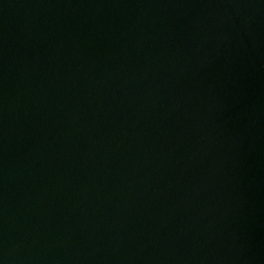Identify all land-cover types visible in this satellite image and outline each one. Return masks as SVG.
<instances>
[{
  "label": "water",
  "instance_id": "1",
  "mask_svg": "<svg viewBox=\"0 0 264 264\" xmlns=\"http://www.w3.org/2000/svg\"><path fill=\"white\" fill-rule=\"evenodd\" d=\"M0 264H264V0H0Z\"/></svg>",
  "mask_w": 264,
  "mask_h": 264
}]
</instances>
